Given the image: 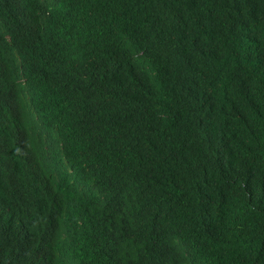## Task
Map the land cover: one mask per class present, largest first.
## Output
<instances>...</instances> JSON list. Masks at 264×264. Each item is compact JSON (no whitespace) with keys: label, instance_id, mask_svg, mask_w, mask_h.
Here are the masks:
<instances>
[{"label":"trees","instance_id":"1","mask_svg":"<svg viewBox=\"0 0 264 264\" xmlns=\"http://www.w3.org/2000/svg\"><path fill=\"white\" fill-rule=\"evenodd\" d=\"M47 1L35 27L39 0H0V78L48 97L50 173L100 166L117 216L78 233L88 264H264V0Z\"/></svg>","mask_w":264,"mask_h":264},{"label":"clouds","instance_id":"2","mask_svg":"<svg viewBox=\"0 0 264 264\" xmlns=\"http://www.w3.org/2000/svg\"><path fill=\"white\" fill-rule=\"evenodd\" d=\"M48 9V1L39 0L35 27L49 23ZM22 70L7 62L0 78V233L8 246L0 264H10L13 254L15 264H88L89 257L74 247L83 237L78 233L103 238L117 215L107 213L106 183L85 179L100 169L95 162L47 170V161L59 158L64 145L53 123L44 122L36 110L48 97L24 99ZM36 219L47 221L48 227H31Z\"/></svg>","mask_w":264,"mask_h":264}]
</instances>
